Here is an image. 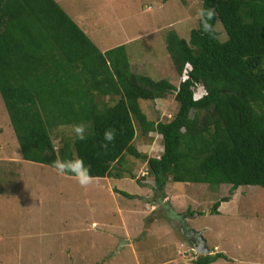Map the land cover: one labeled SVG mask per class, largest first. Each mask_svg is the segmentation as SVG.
Here are the masks:
<instances>
[{"label":"trees","instance_id":"obj_1","mask_svg":"<svg viewBox=\"0 0 264 264\" xmlns=\"http://www.w3.org/2000/svg\"><path fill=\"white\" fill-rule=\"evenodd\" d=\"M208 10L214 13L210 30L204 27ZM201 12L188 40L171 29L165 35L181 76L176 85L132 72L125 44L102 52L56 0H0V95L22 158L53 167L57 159L79 157L94 177L127 172L140 183L122 168L125 154L133 155L147 165L155 203L166 198L168 180L226 184L231 194L240 186L264 187V0H202ZM168 95L177 104L171 117L148 119L138 101ZM100 96L116 100L100 103ZM134 121L140 135L160 136L158 157L132 145ZM79 124L86 138L61 140L55 148L51 129ZM109 129L115 140L105 149ZM229 200H216L211 213ZM218 258L226 256L198 255L192 264Z\"/></svg>","mask_w":264,"mask_h":264},{"label":"rangeland","instance_id":"obj_2","mask_svg":"<svg viewBox=\"0 0 264 264\" xmlns=\"http://www.w3.org/2000/svg\"><path fill=\"white\" fill-rule=\"evenodd\" d=\"M57 2L98 48L135 36L126 45L132 72L180 82L164 38L171 29L188 40L198 25L202 0ZM214 28L224 41L220 22ZM259 69L264 71V58ZM97 99L107 104L116 100ZM155 101L140 100V106L148 119L166 121L176 102L170 95ZM134 123L132 145L148 156L160 155V136L140 135ZM75 136L72 125L51 129L55 148ZM122 168L140 183L125 172L82 188L54 167L22 159L0 95V264H192L197 255L180 227L200 231L211 249L208 254H225L210 264H264V187L240 186L231 194L226 184L168 180L166 198L155 203L146 163L125 154ZM116 188L132 197L115 193ZM226 195L231 200L211 213L212 204Z\"/></svg>","mask_w":264,"mask_h":264},{"label":"clouds","instance_id":"obj_3","mask_svg":"<svg viewBox=\"0 0 264 264\" xmlns=\"http://www.w3.org/2000/svg\"><path fill=\"white\" fill-rule=\"evenodd\" d=\"M201 15H205L202 11ZM214 13L212 10H208L206 13V21L204 27L206 30H210L211 26L207 23L208 20H211ZM207 93L204 92V95ZM74 133L76 134V138L79 140H84L85 137V130L86 126L84 124L73 125L72 126ZM104 140L105 143L102 144V147L107 149L108 145L115 140V132L114 130H106L104 133ZM163 149H161L162 151ZM53 167L55 168L58 175L65 176L71 175L77 181V183L82 188H88L92 185L95 181L98 180L97 177H94L90 173V168L86 167L82 158H75L70 160H60L57 159L53 163Z\"/></svg>","mask_w":264,"mask_h":264},{"label":"water","instance_id":"obj_4","mask_svg":"<svg viewBox=\"0 0 264 264\" xmlns=\"http://www.w3.org/2000/svg\"><path fill=\"white\" fill-rule=\"evenodd\" d=\"M179 232L185 235L188 238L189 243L192 245V248L195 254L198 255H206L211 252V249L206 245V240L202 236L200 231H195L194 229L187 228H178ZM194 235V238L191 237Z\"/></svg>","mask_w":264,"mask_h":264},{"label":"crops","instance_id":"obj_5","mask_svg":"<svg viewBox=\"0 0 264 264\" xmlns=\"http://www.w3.org/2000/svg\"><path fill=\"white\" fill-rule=\"evenodd\" d=\"M57 1V0H56ZM147 9V8H146ZM152 10V9H151ZM83 29V28H82ZM83 31L87 34V32L83 29ZM146 32H149V31H146ZM89 37V36H88ZM135 36H130V38L129 37H126V38H124L123 40H120V42H118V43H116L115 45H112V46H109L110 48H112V47H115V46H117V45H120V44H125V45H127L129 42H132L135 38H134ZM102 52H104L106 49H109V48H107V47H103L102 49L101 48H99ZM128 56H129V54H128ZM151 77V76H150ZM152 78V77H151ZM154 79V78H153ZM140 100H142V99H140ZM140 100L138 101L139 102V106H140ZM156 100H158V99H156ZM159 100H162V99H159ZM155 101V100H154ZM155 104H156V101L154 102ZM154 104V105H155ZM176 106H177V104H176ZM140 108L142 109V111L147 115V113H146V111H145V109L144 108H142L141 106H140ZM176 110V109H175ZM147 117H148V115H147ZM163 147V146H162ZM159 156V155H158ZM158 156H154V157H158ZM23 159V158H22ZM145 163V162H144ZM126 175H127V173H125ZM123 176H124V174H123ZM100 178H103V179H105V178H110V177H100ZM111 181H113L115 178H112L111 177ZM108 182H111L109 179H106ZM168 183V182H167ZM109 186V185H108ZM117 189V188H116ZM115 193H117V192H115ZM167 193V192H166ZM148 203V202H147ZM149 211H147V213L148 212H150L152 209H148ZM95 223L93 222L92 223V225H94ZM206 240V239H205ZM128 243H130V241H128Z\"/></svg>","mask_w":264,"mask_h":264},{"label":"flooded vegetation","instance_id":"obj_6","mask_svg":"<svg viewBox=\"0 0 264 264\" xmlns=\"http://www.w3.org/2000/svg\"><path fill=\"white\" fill-rule=\"evenodd\" d=\"M187 229H190V228H187ZM191 237L194 238V235L193 236L191 235Z\"/></svg>","mask_w":264,"mask_h":264},{"label":"bare ground","instance_id":"obj_7","mask_svg":"<svg viewBox=\"0 0 264 264\" xmlns=\"http://www.w3.org/2000/svg\"><path fill=\"white\" fill-rule=\"evenodd\" d=\"M125 244V243H124Z\"/></svg>","mask_w":264,"mask_h":264}]
</instances>
